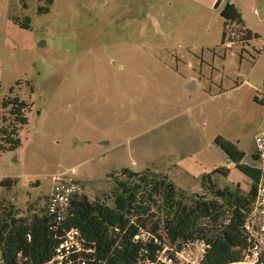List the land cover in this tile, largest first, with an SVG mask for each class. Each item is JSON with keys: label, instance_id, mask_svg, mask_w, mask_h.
I'll use <instances>...</instances> for the list:
<instances>
[{"label": "rangeland", "instance_id": "obj_1", "mask_svg": "<svg viewBox=\"0 0 264 264\" xmlns=\"http://www.w3.org/2000/svg\"><path fill=\"white\" fill-rule=\"evenodd\" d=\"M211 1L54 0L37 15L43 0H0V100L29 105L19 148L0 153V179L13 182L0 188V214L37 213L56 176L102 199L121 169L166 176L175 204L203 195L206 175L218 189L250 191L213 142L252 163L264 133V38L252 61L244 44L220 46L226 2ZM246 2L264 18V0ZM7 117L0 110V127ZM217 169L226 175H210Z\"/></svg>", "mask_w": 264, "mask_h": 264}, {"label": "trees", "instance_id": "obj_2", "mask_svg": "<svg viewBox=\"0 0 264 264\" xmlns=\"http://www.w3.org/2000/svg\"><path fill=\"white\" fill-rule=\"evenodd\" d=\"M44 6L36 8V14H46L51 0H43ZM222 0H215L217 9ZM21 9L25 3L20 0ZM237 10L232 4L223 5L218 12L222 20L220 46L244 44L247 46L255 35L244 29ZM21 30L29 29V20L10 17ZM229 28V29H228ZM18 85V82L15 84ZM12 88L8 89V95ZM29 105L16 97L7 96L0 100V110L8 117L2 119L0 127V153L14 152L20 146L18 131L27 123L25 116ZM213 146L228 160L233 168L250 182V191L242 194L238 187L218 189L206 175L201 180L203 195H192L185 204L174 203V190L166 183V176L152 171L139 173L121 169L109 174L114 189L103 194L102 199L88 201L80 195L69 205L62 222H55L44 214L43 208L31 215H18L12 206L2 209L0 214V263L43 264L53 254L62 231L76 229L94 252L108 256L109 264H133L139 250L148 255L155 247L133 243L138 231L152 234L160 244L175 245L178 250L190 242H201L205 248L198 264H227L236 261L246 247L242 225L249 213L254 188L258 179L257 158L251 156L247 164L244 153L229 142L215 138ZM226 170L217 169L210 173L225 176ZM13 185L8 178L0 179V188ZM46 200V199H45ZM116 229V233H112ZM116 243L114 246L113 244ZM20 255V257H18Z\"/></svg>", "mask_w": 264, "mask_h": 264}, {"label": "built area", "instance_id": "obj_3", "mask_svg": "<svg viewBox=\"0 0 264 264\" xmlns=\"http://www.w3.org/2000/svg\"><path fill=\"white\" fill-rule=\"evenodd\" d=\"M261 99L264 103V91ZM253 144L258 161V179L255 183L250 210L241 230L246 247L236 261L227 264H264V133L255 136ZM80 192L77 182L63 176H56L52 179V187L44 203V214L55 222H62L69 205L81 195ZM116 232V229H112V233ZM57 240L51 258L43 264H109L108 256L102 257L100 253L94 252L92 245L86 244L76 229L62 231ZM132 242L141 243L144 249L147 244L156 248L150 256L145 250H139L133 264H198L205 248L201 242L195 241L177 250L175 245L160 244L152 234L143 231H138L132 238ZM113 245L115 246L116 243Z\"/></svg>", "mask_w": 264, "mask_h": 264}, {"label": "crops", "instance_id": "obj_4", "mask_svg": "<svg viewBox=\"0 0 264 264\" xmlns=\"http://www.w3.org/2000/svg\"><path fill=\"white\" fill-rule=\"evenodd\" d=\"M20 1V0H19ZM250 2H253L254 0H249ZM54 0H51V6L53 5ZM215 0L211 1V4H214ZM223 2H226L227 4H232L233 7L237 10L241 21L243 22L244 29L248 30L250 34L255 35V38L248 43L247 48L250 50L251 54V61L254 60V56H259V50H255L253 45L257 43L261 38H264V18H259L257 16V13L253 6L251 7L250 4H248V8H246V0H243L242 2H239V0L228 2L227 0H222L221 4ZM236 2V3H235ZM212 4V8H213ZM26 5V4H25ZM220 5V4H219ZM49 13V11L47 12ZM254 55V56H253ZM261 56H259L260 58ZM257 59V58H256ZM17 98V97H16ZM18 99V98H17ZM19 100V99H18ZM21 101V100H19ZM24 102V101H23ZM26 103V102H25ZM4 178V177H3Z\"/></svg>", "mask_w": 264, "mask_h": 264}]
</instances>
